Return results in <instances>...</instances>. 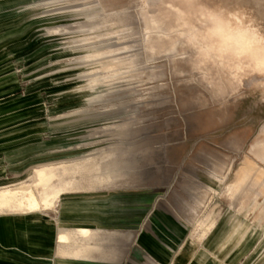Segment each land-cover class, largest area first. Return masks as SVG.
<instances>
[{"label":"rangeland","instance_id":"1","mask_svg":"<svg viewBox=\"0 0 264 264\" xmlns=\"http://www.w3.org/2000/svg\"><path fill=\"white\" fill-rule=\"evenodd\" d=\"M221 1L0 0V214L53 222L52 262L264 264V58L218 56L210 34L228 19L264 33V0ZM75 166L111 180L75 188ZM97 200L121 222L58 223L61 204Z\"/></svg>","mask_w":264,"mask_h":264},{"label":"crops","instance_id":"2","mask_svg":"<svg viewBox=\"0 0 264 264\" xmlns=\"http://www.w3.org/2000/svg\"><path fill=\"white\" fill-rule=\"evenodd\" d=\"M4 143L6 145H3ZM11 143V139L0 140V147H7V149H0V158H3V155L5 158L12 156V152L9 151L12 147ZM66 172L71 174L75 181V188H92L108 184L111 180L108 176H87L85 173H88L89 169L80 166L68 167ZM75 174L80 176V181L74 178ZM2 197L1 192L0 203ZM100 201H92L91 205L85 201L61 204L58 211V223L63 226H72L75 234L81 232L79 231L80 226L98 228L105 226L109 221L120 223V214L111 213L109 205ZM22 208L21 213L0 214V264H84L83 261L88 264H123L124 255L121 250H115L112 256L99 257L94 256L93 253L86 256L81 249L77 248L60 253L58 258L52 262L50 252L53 244L52 232L55 228L53 222L41 212L42 219L36 220L34 209H29L24 205ZM139 208V205L132 206L133 211ZM112 215L115 217L111 218ZM152 229L154 230L145 235L149 250L157 258H170L168 250H171L173 246L172 235L162 233L157 229V225H152ZM91 251L93 252V249Z\"/></svg>","mask_w":264,"mask_h":264},{"label":"bare ground","instance_id":"3","mask_svg":"<svg viewBox=\"0 0 264 264\" xmlns=\"http://www.w3.org/2000/svg\"><path fill=\"white\" fill-rule=\"evenodd\" d=\"M222 1H224V0H222ZM234 1H236V0H234ZM238 1H240V0H238ZM226 2H227V0H226ZM228 14H229V12L226 15L227 18L229 16ZM235 18H237V16ZM263 19H264V17H263ZM228 21H229V19H228ZM227 22L222 23L219 20H215L213 26L210 29V34L215 33L218 35V38H219V43L214 48V51L217 52L218 56H221L224 52H230L234 56H239L243 53L244 54L247 53V54H251V55L252 54L254 55L256 53V56H258V58H260V59L262 57L264 58V33H263L262 29H259V30H262V32L260 34V32L257 33L255 30L251 29L250 26L247 27L245 25H242V26H237L235 28L233 26V28H232V25L230 24V22H228V23ZM234 23L235 22H233V24ZM254 28H255V26H254ZM257 28H259V27H257ZM206 46L208 48H210L211 43H206ZM256 56L254 55V57H256ZM258 58H257V60H258ZM260 59H259V61H260ZM262 61H263V59H262ZM262 63H264V62H262ZM262 63L261 64H260V62L258 63L260 65V67H258V68L264 69V67L262 66ZM255 143H257V142H255ZM259 148L260 147H258V149ZM253 154H254V157L257 161L262 162V163L264 162V146L261 147L257 152H254ZM262 185H264V184H262Z\"/></svg>","mask_w":264,"mask_h":264}]
</instances>
